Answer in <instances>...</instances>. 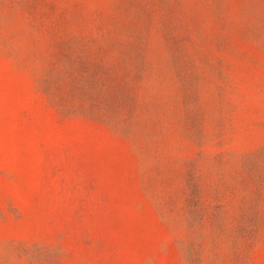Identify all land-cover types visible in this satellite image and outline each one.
Masks as SVG:
<instances>
[{"label": "rangeland", "instance_id": "rangeland-1", "mask_svg": "<svg viewBox=\"0 0 264 264\" xmlns=\"http://www.w3.org/2000/svg\"><path fill=\"white\" fill-rule=\"evenodd\" d=\"M0 264H264V0H0Z\"/></svg>", "mask_w": 264, "mask_h": 264}]
</instances>
